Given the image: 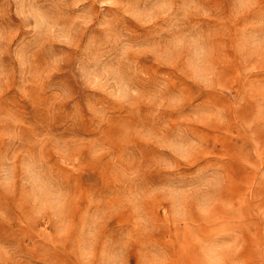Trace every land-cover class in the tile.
<instances>
[{"label":"rangeland","instance_id":"374dc122","mask_svg":"<svg viewBox=\"0 0 264 264\" xmlns=\"http://www.w3.org/2000/svg\"><path fill=\"white\" fill-rule=\"evenodd\" d=\"M0 264H264V0H0Z\"/></svg>","mask_w":264,"mask_h":264}]
</instances>
